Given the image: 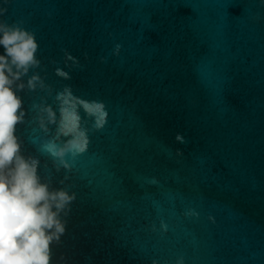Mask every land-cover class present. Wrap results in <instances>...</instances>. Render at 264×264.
<instances>
[{
  "label": "water",
  "instance_id": "water-1",
  "mask_svg": "<svg viewBox=\"0 0 264 264\" xmlns=\"http://www.w3.org/2000/svg\"><path fill=\"white\" fill-rule=\"evenodd\" d=\"M0 8L38 42L13 85L22 154L76 194L51 264H264V0ZM85 137L62 157L44 147Z\"/></svg>",
  "mask_w": 264,
  "mask_h": 264
},
{
  "label": "clouds",
  "instance_id": "clouds-1",
  "mask_svg": "<svg viewBox=\"0 0 264 264\" xmlns=\"http://www.w3.org/2000/svg\"><path fill=\"white\" fill-rule=\"evenodd\" d=\"M4 12L6 8H0V14ZM21 25L22 21L9 24L0 20L3 49L0 52V264H51L52 245L59 243L66 229L61 214L67 215L76 194L65 188H51L50 181L42 182L38 175L39 159L26 157L21 151L16 126L23 122L25 113L17 92L23 90L24 84L15 88L13 85L39 64L35 34ZM37 80V75L32 76L28 80L29 88L34 89ZM62 95L58 94L57 98ZM96 109L107 116L102 103ZM43 111L47 112L48 122L55 123V112L50 107ZM38 118L41 127H45L44 117ZM103 122L97 120V126ZM62 127L58 130L62 131ZM44 147L53 157H62L66 150L84 151L87 139L83 142L73 139L60 148L50 140Z\"/></svg>",
  "mask_w": 264,
  "mask_h": 264
}]
</instances>
